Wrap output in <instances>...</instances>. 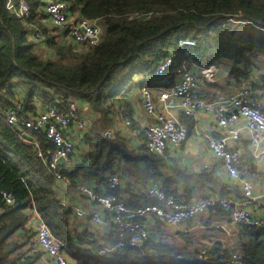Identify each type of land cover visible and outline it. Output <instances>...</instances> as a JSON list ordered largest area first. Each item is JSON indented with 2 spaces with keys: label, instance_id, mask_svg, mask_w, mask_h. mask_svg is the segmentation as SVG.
<instances>
[{
  "label": "trees",
  "instance_id": "16d2710c",
  "mask_svg": "<svg viewBox=\"0 0 264 264\" xmlns=\"http://www.w3.org/2000/svg\"><path fill=\"white\" fill-rule=\"evenodd\" d=\"M9 1L17 10L19 0H0V111L19 102L20 115L34 117L48 106L76 102L84 126L72 127L71 165L64 173L90 208L97 205L75 188L77 183L91 185L95 193H111L128 207L152 202L147 190L158 183L173 193L172 177H162L170 166L164 158L168 148L163 155L149 152L145 130L133 134L134 118L122 106L125 92L159 86L168 76L146 81L161 60L174 55V65L187 69L227 60L228 74L236 82L250 79L252 96L264 100V34L237 35L228 24L236 19L264 29V0H60L73 19L102 25L99 41L87 47L69 38L70 27L65 34L49 20L47 0H24L29 11L22 17L7 8ZM182 39L195 43L180 44ZM178 110L180 122L189 129L193 117ZM24 133L47 144L43 132L14 127L0 115V264H34L44 253L30 223L32 207L63 242L70 264H231L219 261L210 249L203 260L176 258L178 253L155 233L140 246L124 247L112 256L94 255L102 244L120 239L116 226L75 225L76 218L61 204L60 182ZM113 173L119 182L111 188ZM226 180L222 187L243 198L240 181L227 175ZM151 223V228L161 229L158 221ZM240 227L244 238L238 251L244 263L264 264V230Z\"/></svg>",
  "mask_w": 264,
  "mask_h": 264
},
{
  "label": "built area",
  "instance_id": "2783aa9c",
  "mask_svg": "<svg viewBox=\"0 0 264 264\" xmlns=\"http://www.w3.org/2000/svg\"><path fill=\"white\" fill-rule=\"evenodd\" d=\"M7 8L16 12L17 16H27L29 8L24 0H19L17 10L11 1ZM49 20L66 34L68 27L69 38L77 45L87 47L96 44L102 32V25L78 17L73 19L68 12V6L60 0H47L45 7ZM37 37L39 34L36 35ZM191 39H182L180 44L192 45ZM215 72L214 64L199 67V73L206 80L212 81ZM169 73L172 76H169ZM158 89L157 98L162 102V109H156L152 88L145 86L141 89L144 111L152 116L153 121L146 127L145 147L151 153L163 155L167 148L176 146L188 137L187 127L178 121L169 111L176 106L187 116L195 117L198 111L210 113L219 134L210 131L204 133V139L211 153L221 160L225 174L238 179L243 198L235 199L228 196L205 197L203 200L192 202L186 196L170 193L162 187L152 185L148 188V196L152 202L139 203L134 207L126 206L122 199L111 193H95L93 187L86 183H77L76 189L88 196L97 208L91 209L75 203L69 206L65 200L61 204L69 209L73 217L88 220L99 226L110 222L116 226L120 239L114 244H102L94 255L112 256L124 247H136L150 238L154 228L151 222L158 221L165 225L180 226L183 222L203 214L208 207L217 205L224 210H230L232 221L264 230V213L255 214L248 204L255 203L252 182L248 178L239 177V149L228 144L230 139H237L245 131L252 141L264 139V100L256 99L250 90V81L242 83L233 94L219 101L202 97L198 90V79L192 69L174 65V55L161 60L151 78L163 77ZM155 87V86H154ZM77 104L70 102L66 107L48 106L34 117L21 114V104L14 103L11 107L0 111L7 124L17 128H25L35 132H43L47 144L42 145L38 138L28 139L36 153L52 171L57 181L70 188L72 180L64 173L66 166L71 165L73 153L72 127L82 128L84 121L76 115ZM125 124L130 121L125 117ZM136 129L133 134H140ZM30 136V135H29ZM119 182V175L113 173L109 177V186L114 188ZM7 203H12L10 195L4 193ZM30 223L36 230V240L43 252L51 258L53 264H70L69 257L64 252L63 242L54 236L48 225L42 219L35 207L30 210ZM184 232V231H181ZM156 234V233H155ZM197 260H203L207 249L202 247L196 251ZM153 254V253H152ZM218 260L231 264H245L242 254L238 251H218Z\"/></svg>",
  "mask_w": 264,
  "mask_h": 264
},
{
  "label": "crops",
  "instance_id": "0c3cea01",
  "mask_svg": "<svg viewBox=\"0 0 264 264\" xmlns=\"http://www.w3.org/2000/svg\"><path fill=\"white\" fill-rule=\"evenodd\" d=\"M191 67L197 76L198 90L202 97L216 102L236 92L242 83L250 81V79H240L239 82H236L228 74L227 60H220L217 64H214L215 72L213 73L212 81H208L200 75L199 66L192 65ZM255 77L257 75L251 76L253 79ZM137 79L140 80L141 78L136 77ZM149 79L148 77L146 81L148 82ZM149 87L152 88L156 107L162 109L163 104L157 98L158 89L156 86ZM124 94L122 106L134 118L133 122L136 129L145 130L153 121V118L143 110L140 88L136 86ZM178 109V107L174 106L170 108L169 112L178 117L177 119L179 120ZM188 130L187 139L176 146H170L165 153L164 158L170 163V166L167 167L168 169L162 177L164 178L165 175L169 176V178L172 177L171 190L173 193L184 195L192 202L203 200L205 197L217 198L216 196L223 195L233 197V193L228 189L230 188L229 186L222 187L227 181L226 174L218 160L208 149L204 139V133L207 131L219 134L210 113L198 111L195 117L190 118ZM228 144L239 149L241 155L239 174L243 178H248L253 185L256 200L254 204H248L249 209L258 215L264 213V139L252 141L249 135L242 131L237 139H230ZM181 168L185 173L180 171L178 173ZM60 185L62 198L69 206L75 205V203L80 201V205L90 208V205H87V201L81 198L77 191L63 186L62 183ZM157 186L162 187L160 183ZM91 206L94 207L91 209H95L94 205ZM221 209L217 205L210 206L203 214L183 222L180 226L162 224L159 227L161 229L154 228L157 231L153 233H156L158 241H162L161 243L166 246H171V249H173L174 245L183 243L191 245V252L194 249L197 251L204 247L207 252L209 249L215 250L216 256H218V251L220 250H225L229 253L238 251L239 245L244 238L240 231L241 225L232 221L230 210ZM75 221L77 222L75 225L80 226V228L89 226L90 228L103 229V227L108 228L109 226L107 221L99 226L93 225L88 220L76 218ZM177 253L180 252L178 251ZM181 253L179 256L190 255L189 253ZM71 261L73 259L70 257ZM34 264H53V262L50 257L42 253Z\"/></svg>",
  "mask_w": 264,
  "mask_h": 264
},
{
  "label": "rangeland",
  "instance_id": "374dc122",
  "mask_svg": "<svg viewBox=\"0 0 264 264\" xmlns=\"http://www.w3.org/2000/svg\"><path fill=\"white\" fill-rule=\"evenodd\" d=\"M228 24H230V26L235 30V33L237 35H239V34H246L248 32H253V31H255V32H263V34H264V29L263 28L259 27L258 25H257V27H255V26L251 25L249 22L238 21L236 19H230L228 21ZM156 109H158V108L156 107ZM179 238H180V236H179ZM178 251L180 253L181 252L189 253L190 255H186V256L187 257L189 256L190 258L193 257V256H195V254H196V249H194L191 252V245H189V244H183V243H181L180 245H174V247H173L174 254L177 253ZM181 254H183V253H181Z\"/></svg>",
  "mask_w": 264,
  "mask_h": 264
},
{
  "label": "clouds",
  "instance_id": "9594fccd",
  "mask_svg": "<svg viewBox=\"0 0 264 264\" xmlns=\"http://www.w3.org/2000/svg\"><path fill=\"white\" fill-rule=\"evenodd\" d=\"M251 25L257 27V25L253 22H249ZM109 135V134H108ZM239 252V251H238ZM197 253V252H196ZM180 254V253H179ZM179 254H177L175 257L176 258H183V257H186V258H190V257H187V256H179ZM195 257H196V254H195ZM206 257V256H205ZM192 258V257H191ZM197 259V258H196Z\"/></svg>",
  "mask_w": 264,
  "mask_h": 264
},
{
  "label": "water",
  "instance_id": "95a60500",
  "mask_svg": "<svg viewBox=\"0 0 264 264\" xmlns=\"http://www.w3.org/2000/svg\"><path fill=\"white\" fill-rule=\"evenodd\" d=\"M107 134H109V132H107ZM24 135L28 138V139H32V136H29L28 134L24 133Z\"/></svg>",
  "mask_w": 264,
  "mask_h": 264
}]
</instances>
